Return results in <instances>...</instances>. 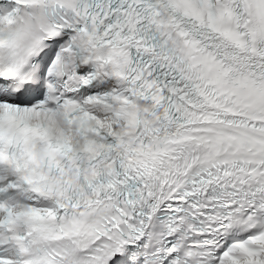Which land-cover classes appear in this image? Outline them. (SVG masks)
<instances>
[{
    "label": "snow or ice",
    "instance_id": "1",
    "mask_svg": "<svg viewBox=\"0 0 264 264\" xmlns=\"http://www.w3.org/2000/svg\"><path fill=\"white\" fill-rule=\"evenodd\" d=\"M0 264H264V0H0Z\"/></svg>",
    "mask_w": 264,
    "mask_h": 264
}]
</instances>
